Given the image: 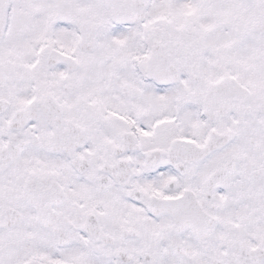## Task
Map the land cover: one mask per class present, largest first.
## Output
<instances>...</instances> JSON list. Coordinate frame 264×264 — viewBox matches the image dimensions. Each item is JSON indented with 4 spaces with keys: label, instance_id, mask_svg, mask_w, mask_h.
Here are the masks:
<instances>
[{
    "label": "snow or ice",
    "instance_id": "6c2138e0",
    "mask_svg": "<svg viewBox=\"0 0 264 264\" xmlns=\"http://www.w3.org/2000/svg\"><path fill=\"white\" fill-rule=\"evenodd\" d=\"M0 264H264V0H0Z\"/></svg>",
    "mask_w": 264,
    "mask_h": 264
}]
</instances>
